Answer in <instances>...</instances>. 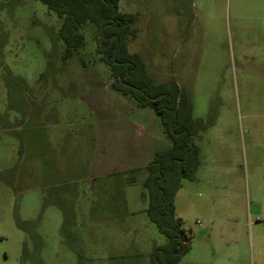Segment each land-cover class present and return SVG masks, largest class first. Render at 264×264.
Segmentation results:
<instances>
[{
    "label": "rangeland",
    "instance_id": "rangeland-1",
    "mask_svg": "<svg viewBox=\"0 0 264 264\" xmlns=\"http://www.w3.org/2000/svg\"><path fill=\"white\" fill-rule=\"evenodd\" d=\"M119 10L135 15L129 50L156 82L179 85L196 122L200 164L175 200L191 237L178 264H264V0H120ZM61 22L41 0H0V264H150L167 238L147 214L143 172L126 183L132 169L116 179L85 166L59 187L39 157L45 135L56 146L76 125L85 159L108 144L104 166L161 145L157 111L136 114L105 88L98 28L83 26L85 45L67 56ZM44 108L58 120L32 130L28 116Z\"/></svg>",
    "mask_w": 264,
    "mask_h": 264
},
{
    "label": "trees",
    "instance_id": "trees-1",
    "mask_svg": "<svg viewBox=\"0 0 264 264\" xmlns=\"http://www.w3.org/2000/svg\"><path fill=\"white\" fill-rule=\"evenodd\" d=\"M61 19L58 37L66 44V55L85 45L81 28H98V50L110 65L111 86L132 98L140 107H151L161 117L163 131L171 141L169 148L158 149L143 168L132 169L125 182H135L143 172L144 197L151 221L165 234V244L157 246L150 264H178L190 250V235L176 214V195L184 179L195 178L200 150L191 140L196 128L188 95L177 83L156 82L143 57L128 47L135 15L119 10L120 0H41Z\"/></svg>",
    "mask_w": 264,
    "mask_h": 264
},
{
    "label": "crops",
    "instance_id": "crops-1",
    "mask_svg": "<svg viewBox=\"0 0 264 264\" xmlns=\"http://www.w3.org/2000/svg\"><path fill=\"white\" fill-rule=\"evenodd\" d=\"M91 75H94V73H90ZM106 87L105 88H110L113 89L111 86V82L107 81L105 83ZM83 87L78 88L77 91L78 93L83 92ZM115 93V90L114 92ZM45 96H47L45 94ZM94 95H92L93 97ZM128 104H130V108L132 111H134L136 114L143 113L145 111L144 107L141 108L137 104H135L133 101H129L128 99L126 100ZM97 103L96 101L94 102ZM98 104V103H97ZM96 106V105H95ZM112 106V105H111ZM109 107V105H108ZM111 110V111H110ZM110 112H113L112 115H114L117 110H113V108H109ZM51 110H48V108H44L42 112L40 113L39 118H36V116L29 115L28 116V123L30 124L31 129L33 130L37 126L39 128H49L51 124H54L58 119V117L55 114H51ZM119 112V111H118ZM111 115V116H112ZM109 118H112L109 116ZM137 120V119H136ZM140 121V120H139ZM161 125V123H160ZM64 135L59 136V141L56 146H53L49 140L48 135H45V146L44 150L41 151L39 154V157L42 158V162L46 166L47 170H53L57 174V180H59V183L57 186L63 187V186H70L74 183H77L79 174H83L84 177V171L86 167L89 166L90 170L93 168V172H97L98 175L100 176H111L117 179L118 176H121L122 172H126L130 169H135V168H141L145 167L149 161L153 158L156 150L158 149H165L171 147L172 143L171 141L166 137L162 125L159 127L157 130V135L160 138L161 145L158 147H153L152 148V154L149 155L148 158L145 159V161H135L134 163H129L125 164L124 166H115L112 165V161L106 162L104 164H107V166L103 165V161L105 160V156L102 157L101 155L103 153H108L109 152V146L108 144H104L105 149H100L99 152H96V154L90 153L89 157L87 159L84 158V150L82 149V137L85 132V128L78 127L77 125L70 126L63 131ZM89 132L91 133L92 137V149L97 150L98 149V142H97V134L98 131H96L94 124L91 123L89 127ZM73 136V140L67 139L68 135ZM71 140V142H70ZM157 148V149H156ZM155 150V151H154ZM141 152L136 151L135 152V160L136 158L140 155ZM131 156H133V153H131ZM131 161L133 159H130ZM112 165V166H111ZM86 166V167H85ZM123 179L125 180V176H122Z\"/></svg>",
    "mask_w": 264,
    "mask_h": 264
},
{
    "label": "water",
    "instance_id": "water-1",
    "mask_svg": "<svg viewBox=\"0 0 264 264\" xmlns=\"http://www.w3.org/2000/svg\"><path fill=\"white\" fill-rule=\"evenodd\" d=\"M190 143H191V145L193 144V139L191 140V142H190Z\"/></svg>",
    "mask_w": 264,
    "mask_h": 264
}]
</instances>
